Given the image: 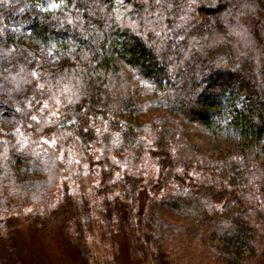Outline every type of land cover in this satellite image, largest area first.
Returning a JSON list of instances; mask_svg holds the SVG:
<instances>
[{"label": "trees", "instance_id": "16d2710c", "mask_svg": "<svg viewBox=\"0 0 264 264\" xmlns=\"http://www.w3.org/2000/svg\"><path fill=\"white\" fill-rule=\"evenodd\" d=\"M48 1L0 0V108L28 135L18 146L0 121V218L30 205L41 225L61 210L85 258L83 221L99 211L140 264H264V0ZM195 126L241 146L209 155ZM63 176L82 192H55Z\"/></svg>", "mask_w": 264, "mask_h": 264}, {"label": "rangeland", "instance_id": "374dc122", "mask_svg": "<svg viewBox=\"0 0 264 264\" xmlns=\"http://www.w3.org/2000/svg\"><path fill=\"white\" fill-rule=\"evenodd\" d=\"M58 3L59 1L49 0L47 7L55 8ZM39 62L43 70L52 71L60 66V57L53 49L39 50ZM137 97L141 98L142 102H146L147 112L154 110V106L150 103V100H152L150 97H153L151 93H140L139 91ZM0 121L4 126L15 128L18 131V133H9L8 138L14 144L23 147L28 135L19 124V115L13 110L0 108ZM191 130L193 141L209 155L234 151L241 146L240 139L232 133L213 134L196 126L192 127ZM54 141L53 136L48 138L50 144H53ZM19 154L20 157L24 156L22 150L19 151ZM70 156L82 158L80 154L68 152V157ZM261 157L264 160V151L261 153ZM9 163L17 169L21 177H32V170L21 158L10 156ZM81 167L85 169V164H82ZM66 178L61 179L55 192H60L63 188H67L72 197H75V193L79 192V190L80 193L82 192L80 188ZM54 199L51 207L55 206L57 197H54ZM75 199L80 203L82 196ZM93 208L94 210H99V207ZM41 212L40 210L31 211L30 205H23L12 213L7 214V216L0 218L1 226L5 225L4 222L9 226L13 225V230L10 229L9 231L12 252L1 254L3 258L9 256L10 264H19L22 261L25 264H140L132 256L130 241L125 233L126 230L122 229L117 232V223L113 226V230L107 227V221L105 222L99 211L93 212V225L87 227L85 226L87 222L83 221L85 232L82 233V238L87 255L86 258L81 256L79 249L72 246L64 237L63 234L66 233L71 238L76 234H74L73 223L72 227L69 228L64 225L66 220L63 218L64 215L61 214V210L57 211L56 214L54 213L49 220H45L41 225L26 217ZM172 216L175 217V215ZM110 229L113 231L112 235L109 232Z\"/></svg>", "mask_w": 264, "mask_h": 264}]
</instances>
